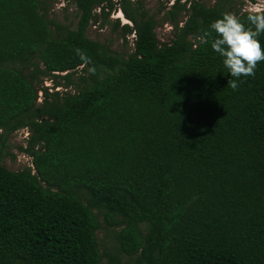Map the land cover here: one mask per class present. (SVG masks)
I'll return each instance as SVG.
<instances>
[{"label":"trees","instance_id":"1","mask_svg":"<svg viewBox=\"0 0 264 264\" xmlns=\"http://www.w3.org/2000/svg\"><path fill=\"white\" fill-rule=\"evenodd\" d=\"M49 1L0 0V128H28L32 157L13 170L0 148V264H264V61L233 89L200 42L235 0H174L167 42L118 0L127 56L87 34L116 1L68 0L76 27Z\"/></svg>","mask_w":264,"mask_h":264},{"label":"rangeland","instance_id":"2","mask_svg":"<svg viewBox=\"0 0 264 264\" xmlns=\"http://www.w3.org/2000/svg\"><path fill=\"white\" fill-rule=\"evenodd\" d=\"M114 1H116V3L110 14L107 17H102L99 15L97 21H92L88 28L87 34L90 38L98 40L104 45L115 50L120 55L127 56L134 50V34L129 33L127 35V40L124 39L123 26L125 23L131 24V22L126 18L121 8H119L120 4L118 0ZM202 1L208 5L215 3V0ZM49 2V15L51 18L58 22L70 25L71 27H76L78 21V10L74 2L68 0H51ZM173 3L174 0H141L142 6L151 15H154L158 21L156 32L161 42L170 41V39L173 37V25L170 20H167V11L170 9ZM230 8L232 10V14L237 8L249 11H255L257 8L262 10L264 9V0H235L231 4ZM97 11L99 12L100 10L97 9ZM185 18L186 12L183 11L179 16V19L183 22ZM80 73L81 72H79V74ZM79 74L74 75V83L68 87L69 90H78L79 86L81 85V80L78 78ZM43 84L52 88L54 83L49 77H45ZM60 89L65 90V87H60ZM40 95H42V92ZM30 135L31 132L28 128H21L9 135H7L0 128V148L3 149L4 165L13 170H19L26 166H32L31 155L21 148L28 145V139ZM98 237L102 250L108 249L115 245V240L112 236V233L107 228L100 229L98 231ZM101 264H106V259H104Z\"/></svg>","mask_w":264,"mask_h":264},{"label":"clouds","instance_id":"3","mask_svg":"<svg viewBox=\"0 0 264 264\" xmlns=\"http://www.w3.org/2000/svg\"><path fill=\"white\" fill-rule=\"evenodd\" d=\"M247 19L251 26L237 15L225 12L208 26L216 34L214 37L208 29L200 36V42L210 43L212 50L222 58L230 73L228 85L233 89L238 87L241 77L254 76L257 62L264 61V47L258 38L264 32V11L257 8Z\"/></svg>","mask_w":264,"mask_h":264}]
</instances>
